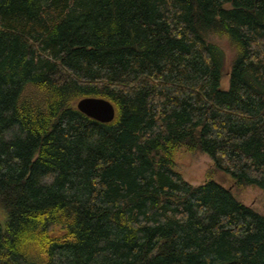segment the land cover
Masks as SVG:
<instances>
[{"label":"trees","instance_id":"1","mask_svg":"<svg viewBox=\"0 0 264 264\" xmlns=\"http://www.w3.org/2000/svg\"><path fill=\"white\" fill-rule=\"evenodd\" d=\"M182 149L264 191V0H0V264H264V214Z\"/></svg>","mask_w":264,"mask_h":264},{"label":"rangeland","instance_id":"2","mask_svg":"<svg viewBox=\"0 0 264 264\" xmlns=\"http://www.w3.org/2000/svg\"><path fill=\"white\" fill-rule=\"evenodd\" d=\"M212 40L218 43L227 54V61L224 68V80L223 87L228 86L229 71L231 63V50L226 39L219 38L218 36H213ZM177 170L181 172L183 177L189 182L194 184H199L205 182L207 176L212 177L215 180L223 183L225 186L230 187L236 197L244 202L246 205L253 207L260 213L264 214V191L256 187H238L236 184L222 173H213V163L207 157L201 153L192 154L187 151V149L180 150L176 157ZM49 182V179L46 180ZM1 219V213H0Z\"/></svg>","mask_w":264,"mask_h":264},{"label":"water","instance_id":"3","mask_svg":"<svg viewBox=\"0 0 264 264\" xmlns=\"http://www.w3.org/2000/svg\"><path fill=\"white\" fill-rule=\"evenodd\" d=\"M77 108L89 118L101 123H111L116 117L114 105L101 97H85L77 103Z\"/></svg>","mask_w":264,"mask_h":264}]
</instances>
